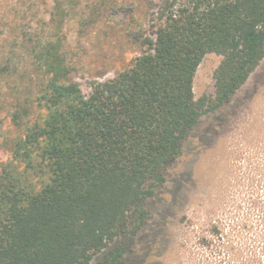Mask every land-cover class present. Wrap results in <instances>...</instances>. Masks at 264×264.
<instances>
[{
  "label": "trees",
  "instance_id": "1",
  "mask_svg": "<svg viewBox=\"0 0 264 264\" xmlns=\"http://www.w3.org/2000/svg\"><path fill=\"white\" fill-rule=\"evenodd\" d=\"M49 1L11 42L31 58L22 75L39 87L22 102L20 82L11 86L10 117L22 134L0 167V264H92L113 243L101 264H148L131 249L146 202L200 118L233 103L264 61V0ZM112 16L134 28V57L112 78L74 82L66 30L106 18L116 27ZM13 51L0 56V89L18 74ZM209 54L222 57L214 94L196 100Z\"/></svg>",
  "mask_w": 264,
  "mask_h": 264
},
{
  "label": "rangeland",
  "instance_id": "2",
  "mask_svg": "<svg viewBox=\"0 0 264 264\" xmlns=\"http://www.w3.org/2000/svg\"><path fill=\"white\" fill-rule=\"evenodd\" d=\"M45 3L50 7L49 0H0V56L13 51V39L29 29L27 14L42 17ZM106 19L94 28L73 22L66 30L74 82L112 78L134 57L137 47L128 39L134 28L117 16L110 18L117 26L106 27ZM11 54L18 74L0 89V167L11 160L10 146L22 134L10 117L17 104L11 86L20 82L17 98L22 102L33 99L39 87L22 75L33 69L26 52ZM221 61L209 54L201 62L194 80L196 100L214 94ZM29 106L31 118L37 117L40 110ZM164 177L146 202L149 218L131 247L136 254L148 264H264V61L233 103L200 118L184 154ZM114 247L92 264L103 263Z\"/></svg>",
  "mask_w": 264,
  "mask_h": 264
}]
</instances>
